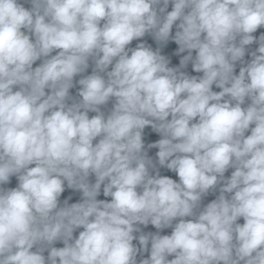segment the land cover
<instances>
[{"label": "clouds", "instance_id": "9594fccd", "mask_svg": "<svg viewBox=\"0 0 264 264\" xmlns=\"http://www.w3.org/2000/svg\"><path fill=\"white\" fill-rule=\"evenodd\" d=\"M0 264H264V0H0Z\"/></svg>", "mask_w": 264, "mask_h": 264}, {"label": "trees", "instance_id": "16d2710c", "mask_svg": "<svg viewBox=\"0 0 264 264\" xmlns=\"http://www.w3.org/2000/svg\"><path fill=\"white\" fill-rule=\"evenodd\" d=\"M172 47H175V45H172ZM153 138H155V137H153Z\"/></svg>", "mask_w": 264, "mask_h": 264}]
</instances>
